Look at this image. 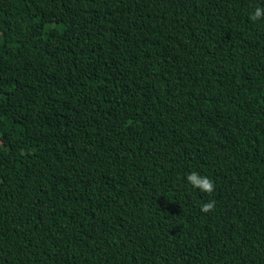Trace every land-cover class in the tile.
<instances>
[{"label":"trees","instance_id":"obj_1","mask_svg":"<svg viewBox=\"0 0 264 264\" xmlns=\"http://www.w3.org/2000/svg\"><path fill=\"white\" fill-rule=\"evenodd\" d=\"M256 7L0 0V264H264Z\"/></svg>","mask_w":264,"mask_h":264},{"label":"clouds","instance_id":"obj_2","mask_svg":"<svg viewBox=\"0 0 264 264\" xmlns=\"http://www.w3.org/2000/svg\"><path fill=\"white\" fill-rule=\"evenodd\" d=\"M264 18V8L256 7L254 11L250 14V19L253 21ZM187 182L201 192L212 194L215 190V182L208 176L201 175L199 172L193 171L186 176ZM215 208V201L210 200L208 202L201 204V211L208 213L213 211Z\"/></svg>","mask_w":264,"mask_h":264}]
</instances>
